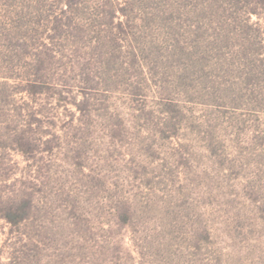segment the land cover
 Here are the masks:
<instances>
[{"label":"rangeland","instance_id":"rangeland-1","mask_svg":"<svg viewBox=\"0 0 264 264\" xmlns=\"http://www.w3.org/2000/svg\"><path fill=\"white\" fill-rule=\"evenodd\" d=\"M83 2L0 0V264H264V5Z\"/></svg>","mask_w":264,"mask_h":264},{"label":"trees","instance_id":"trees-1","mask_svg":"<svg viewBox=\"0 0 264 264\" xmlns=\"http://www.w3.org/2000/svg\"><path fill=\"white\" fill-rule=\"evenodd\" d=\"M61 5L63 7H67L68 9L65 10L62 9L63 14H68L73 12V10H76L77 7L81 4H83L85 0H60ZM98 1V7H102L103 10L100 11V13L96 14V16L102 18L103 20H106L108 22H113L114 19L117 17V12L120 11L122 14L125 13L124 11L126 9L120 8V10H117L114 6L113 0H97ZM258 3H261L264 5V0H258ZM32 84V83H31ZM29 85L27 88L28 93L35 95L37 92L34 90L33 85ZM23 151L27 152L24 146H21ZM2 203V201H0ZM3 204V203H2ZM30 210V203L27 200H23L20 203H7L4 209V214L1 216L7 223L17 226L21 222H23L29 213Z\"/></svg>","mask_w":264,"mask_h":264}]
</instances>
